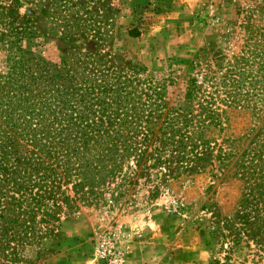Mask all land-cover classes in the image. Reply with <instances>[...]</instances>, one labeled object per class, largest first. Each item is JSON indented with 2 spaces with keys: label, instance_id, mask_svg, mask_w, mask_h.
Segmentation results:
<instances>
[{
  "label": "rangeland",
  "instance_id": "374dc122",
  "mask_svg": "<svg viewBox=\"0 0 264 264\" xmlns=\"http://www.w3.org/2000/svg\"><path fill=\"white\" fill-rule=\"evenodd\" d=\"M17 1L9 17L34 26L35 36L20 42L34 58L72 71L89 56L114 67L134 65L139 76L164 79L167 106L192 116L197 100L184 99L190 80L204 81L209 96L230 100L231 91L248 102L217 104L222 130L204 132L213 148L204 152L200 171L171 178L156 167L138 176L132 162H123L115 180L97 189L95 203L63 210L51 233L19 251L14 264H264L252 241L234 246L235 235L225 229L244 181L214 159L221 140L251 136L260 126L250 109L264 103L257 101L259 83L245 76L260 74L250 45L264 43V0ZM0 4L12 7L9 0ZM133 28L135 37L128 34Z\"/></svg>",
  "mask_w": 264,
  "mask_h": 264
},
{
  "label": "trees",
  "instance_id": "16d2710c",
  "mask_svg": "<svg viewBox=\"0 0 264 264\" xmlns=\"http://www.w3.org/2000/svg\"><path fill=\"white\" fill-rule=\"evenodd\" d=\"M9 1L11 8L0 4V264H14L19 251L38 245L63 210L95 203L97 189L115 180L123 162H132L138 176L156 167L171 178L197 173L213 148L204 132L222 130L217 104L248 102L231 91L230 100L209 96L204 81L190 80L184 99L197 100L192 116L167 106L164 79L139 76L134 65L114 67L89 56L72 71L34 58L20 42L33 38L35 28L10 19L18 1ZM250 47L260 74L245 79L259 83L263 102L264 43ZM250 109L260 126L251 136L221 140L214 159L244 181L237 209L224 222L233 245L244 238L264 254V103Z\"/></svg>",
  "mask_w": 264,
  "mask_h": 264
}]
</instances>
